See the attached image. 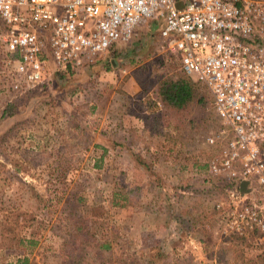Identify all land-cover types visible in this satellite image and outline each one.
Here are the masks:
<instances>
[{"label": "rangeland", "instance_id": "rangeland-1", "mask_svg": "<svg viewBox=\"0 0 264 264\" xmlns=\"http://www.w3.org/2000/svg\"><path fill=\"white\" fill-rule=\"evenodd\" d=\"M161 25L145 17L74 89L45 59L47 89L27 94L47 96L25 108L30 95L10 97L0 36V112L15 99L20 119L7 133L9 118L0 117V264H264V232L243 241L244 230L227 229L230 185L206 168L214 146L205 137L220 128L209 92L198 85L201 101L177 110L155 99L159 81L188 79ZM83 122L95 134H70ZM242 195L264 204L251 180Z\"/></svg>", "mask_w": 264, "mask_h": 264}, {"label": "built area", "instance_id": "built-area-1", "mask_svg": "<svg viewBox=\"0 0 264 264\" xmlns=\"http://www.w3.org/2000/svg\"><path fill=\"white\" fill-rule=\"evenodd\" d=\"M152 15L181 73L211 95L220 128L205 137L206 168L233 183L227 229L264 232V204L233 188L251 180L264 193V0H0L1 41L17 54L7 59L11 88L39 85L46 57L81 66L107 53Z\"/></svg>", "mask_w": 264, "mask_h": 264}, {"label": "trees", "instance_id": "trees-1", "mask_svg": "<svg viewBox=\"0 0 264 264\" xmlns=\"http://www.w3.org/2000/svg\"><path fill=\"white\" fill-rule=\"evenodd\" d=\"M110 48H112V47H110ZM109 49H108V51H109ZM7 56H8V58H11V57H16L17 54L16 53H13V54H8L7 53ZM95 58L99 59L100 64H101V67H100V70H101L102 67H103V64L105 62L104 59H103V56L101 54L94 55L93 58L90 61L83 63V65H81V66H79V65L76 66V65H71V64H65L63 66H55L52 63V61L49 62V63L53 67L52 68V72L53 73H56L57 75H61V76L62 75L65 76L66 75L67 78H66L65 81H63V84H66V86H70V87L72 86V88H74V87L78 86L83 81H85L86 79H88L89 77H91L93 75L91 72H89L88 73L89 75H88L87 78H84V79L78 81V75L81 72H83L84 70H86L88 68V66H89V63ZM45 59L48 60L49 58L46 57ZM113 60L114 59H111L109 61L108 65L111 66L113 64V62H115V60L114 61ZM100 70L98 72H96L94 75L99 73ZM44 74H45V71L42 70V74H41L42 81H41L40 84L42 85V89L43 88L47 89V87L45 86V81H44V76L45 75ZM198 85H201V84H199L197 82H193V81L191 82V81H189L188 79H186V78H184L182 76L181 77H174L173 79H166V80L159 81V83L156 85V88L153 91V94L155 95L156 101L158 103H160L162 106L167 107V108H169L171 110H177V109H182V108L186 107L188 105V103L191 102V101H195L197 103L201 101L202 97L201 96L200 97L197 96V93H196V90H197L196 87ZM38 86H40V85H38ZM201 86H203V85H201ZM62 87H64V86H59V90ZM27 89L21 91L20 93L22 95L24 94V96H25V94H27ZM9 90L13 91V93H14L13 95H10V97L11 98H14V97L16 98L17 97L16 94H18L19 92L17 90H14L13 88H11L10 83H9ZM29 92H28L27 95L31 94V92H30V94H29ZM34 92H35V95L33 94L32 96L30 95L29 98L27 97V101H28V103L26 105L27 107H30L32 103H35V101H37L38 98L40 99L42 96H47L46 95L47 93H44V91H42V92L40 91L38 93H36L37 91H34ZM210 97H211V95H210ZM14 101H15V99H13V100L11 99L10 103H8V105H6V108L3 109L0 112V117L7 116L6 118H9L10 122H9V125L7 126V129H6L7 133H9V131L12 130V126L15 125L14 123H11V119H12L11 117L14 116V115L16 117H18V115H17L18 112H16L14 110V108H12V105L15 104ZM211 101H212V98H211ZM8 106H10L11 108H7ZM70 113L72 115H74L73 114L74 111H72V112L70 111ZM19 120L20 119L17 118L15 120V122L16 121L19 122ZM0 133H1V130H0ZM226 185H228V186L230 185L231 186L232 184L231 183H228V184L226 183ZM254 233H257L256 229L244 230L243 232L241 231L240 233H237L236 235H238L241 240L245 241V240H248L249 238H251V236ZM101 248H103V249L105 248L106 249V248H108V246L106 244H102ZM26 262H27V259L25 257H22V258L14 260V261L7 262L6 264H26Z\"/></svg>", "mask_w": 264, "mask_h": 264}, {"label": "crops", "instance_id": "crops-1", "mask_svg": "<svg viewBox=\"0 0 264 264\" xmlns=\"http://www.w3.org/2000/svg\"><path fill=\"white\" fill-rule=\"evenodd\" d=\"M106 55H107V53H104V54L102 55V56H103V59L105 58ZM113 63H114V62H113ZM85 66H86V65H85ZM73 89H74V88H73ZM23 103H24V104H23L22 106L24 107L25 105H27L28 102L23 101ZM108 107H109V106H108ZM108 107H107V108H108ZM24 108H25V107H24ZM75 108H76V107H72L71 109H75ZM11 118H12V119H11V123H14V124H15L14 126H12V130H14V128H16L17 125H18L20 122H17V121L15 122V120L18 118V117H16L15 115L12 116ZM121 120H122V119H121ZM108 122H109V120H108ZM11 123H10V124H11ZM74 123H75V122L73 121V124H74ZM76 123H77V122H76ZM109 123H110V122H109ZM68 124H71V123L68 122ZM83 124H84L83 126L80 125L79 127H78V126L76 127V125H71V126H70V131H71L70 134H72V132H73V134L81 133V132H83L82 129H84V132H87L88 134H95V132H94L92 129H90V127H89L90 125H88V124L85 123V122H83ZM124 125H125V124H124ZM122 126H123V125H122ZM125 126H128V125H125ZM126 128H127V127H124V128L121 130V132H126ZM12 130H11V131H12ZM11 131H9V133H10Z\"/></svg>", "mask_w": 264, "mask_h": 264}, {"label": "water", "instance_id": "water-1", "mask_svg": "<svg viewBox=\"0 0 264 264\" xmlns=\"http://www.w3.org/2000/svg\"><path fill=\"white\" fill-rule=\"evenodd\" d=\"M245 184H246V181H241L239 183V190L240 192L243 194L245 192Z\"/></svg>", "mask_w": 264, "mask_h": 264}]
</instances>
